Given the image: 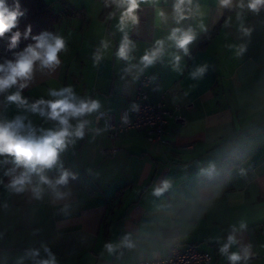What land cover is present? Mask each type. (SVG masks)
<instances>
[{
    "label": "crops",
    "instance_id": "0c3cea01",
    "mask_svg": "<svg viewBox=\"0 0 264 264\" xmlns=\"http://www.w3.org/2000/svg\"><path fill=\"white\" fill-rule=\"evenodd\" d=\"M45 2H53L59 15L50 32L64 37L66 51L54 71L37 69L21 95L31 104L52 99L50 89L71 86L101 108L83 118V138H74L60 153L59 166L45 173L54 181L66 170L68 183L57 189L41 185L40 198L30 187L22 193L8 188L6 173L14 165L11 157L0 156V264H36L48 258L45 247L56 264H138L165 257L175 243L197 246L214 264H231L220 253L230 234L237 243L229 254L247 246V264H264V7L253 13L237 7L238 0L228 8L219 0H193L188 18L177 24L174 0H146L135 13L137 23L126 19L132 43L123 59L118 56L123 9L112 0ZM176 27L196 34L187 55L168 38ZM157 41H163L162 52L145 66L142 57ZM205 65L204 75L193 79ZM143 74L150 77L149 100L164 95L165 109L180 107L187 120L179 128L169 119L171 145H151L137 130L113 141L103 130L108 113L118 115L132 105ZM16 90L0 95V120L25 116L38 129L56 126L9 104L6 97ZM111 148L116 152L102 153ZM210 163L217 169L212 180L201 174ZM164 179L171 187L155 196ZM32 250L39 256L31 257Z\"/></svg>",
    "mask_w": 264,
    "mask_h": 264
},
{
    "label": "clouds",
    "instance_id": "9594fccd",
    "mask_svg": "<svg viewBox=\"0 0 264 264\" xmlns=\"http://www.w3.org/2000/svg\"><path fill=\"white\" fill-rule=\"evenodd\" d=\"M146 0H112L117 7L122 8L120 16L119 28L121 32H125L126 19L132 23H137L138 18L136 11L140 3ZM193 0H174L173 12L177 24L188 18L191 12ZM233 0H219L221 8L232 6ZM237 7L240 9L247 8L248 11L259 13L264 7V0H238ZM26 9H23L20 0H12L9 4L8 0H0V40H7L9 50L16 49L21 39H31L34 43L28 44L22 51L14 53V59L5 60L0 63V93L7 90L17 88L15 92L7 95L6 100L9 104H15L19 108L26 109L31 113L39 114L47 120L54 121V128H36L31 121L25 116H16L12 120H0V156H9L12 158L14 167L6 173L11 176L8 188L16 193H22L29 187L36 196L40 198L42 193L41 185H48L53 189L58 186L66 185L71 175L66 170H61L57 179L50 180L45 174L59 166V156L70 143L74 142V138H83L84 128L87 123L83 118L98 112L101 104L98 100L78 96L71 86L62 87L60 89H50L48 95L52 99H38L34 103H29L21 95V90L27 88L29 83L34 79V73L38 69L43 72L45 69L54 71L61 63L59 54L66 51V41L63 36L43 31L38 35L32 34V26L29 24L21 31L19 30L20 19L25 17ZM163 16L164 13L160 12ZM240 18V13L237 14ZM245 35H249L251 29L243 28ZM169 40L174 41L175 46L183 50L187 55L189 45L196 39V34L191 28L184 29L176 27L171 30ZM131 40L125 32L120 43L118 56L128 59ZM157 47L151 53H146L142 57V63L149 66L154 63L158 55L162 52L163 41L156 42ZM104 47H107L104 44ZM240 53L245 51L241 46ZM239 54V53H238ZM101 57L95 56V60L99 61ZM175 67L179 68L180 57L175 58ZM207 66L198 67L192 74V78L202 77L206 72ZM135 108V106H133ZM27 121V122H26ZM75 121V124H73ZM125 118V123H127ZM17 169H22L17 173ZM217 169L214 163H210L207 169H201V174L212 180L216 175ZM33 177L37 180L34 183ZM75 178V177H73ZM171 187L169 180L164 179L160 185L154 189L155 196H162ZM62 194L57 191V196ZM246 225L241 222L240 228L244 229ZM233 233L237 231L235 226ZM237 243L235 235L230 234L227 242L220 248V253L227 255L231 264H238L240 261H247L250 257V251L245 246L242 252H232L229 254V248ZM127 247H133L131 241L125 239ZM107 250L111 253L114 251L112 244L106 245ZM48 254L47 259H40L36 264H56L55 255L48 248H44ZM29 255L33 258L39 256V250L30 251Z\"/></svg>",
    "mask_w": 264,
    "mask_h": 264
},
{
    "label": "built area",
    "instance_id": "2783aa9c",
    "mask_svg": "<svg viewBox=\"0 0 264 264\" xmlns=\"http://www.w3.org/2000/svg\"><path fill=\"white\" fill-rule=\"evenodd\" d=\"M149 84L148 75L139 76L132 105L122 108L118 115L114 113L106 115L103 130L110 140L118 139L125 131L137 130L144 133L147 142L151 145H171V142L167 140L169 119L179 128L187 126L186 118L180 114V107H175L173 111L165 109L164 95H160L154 102L149 100L147 92ZM191 107L192 104L186 106V108ZM125 118H127V123H125ZM115 152L116 148L102 150L103 154ZM138 264H214V262L209 253L200 251L195 245L175 243L168 247L165 257L145 259Z\"/></svg>",
    "mask_w": 264,
    "mask_h": 264
},
{
    "label": "trees",
    "instance_id": "16d2710c",
    "mask_svg": "<svg viewBox=\"0 0 264 264\" xmlns=\"http://www.w3.org/2000/svg\"><path fill=\"white\" fill-rule=\"evenodd\" d=\"M11 4L12 0H8ZM23 9H26L25 17L20 19L19 30L23 31L27 25L32 26V34L38 35L43 31H48L59 21V15L53 10V2L47 3L45 0H20ZM34 43L31 36L28 39H21L16 49L9 50L7 40H0V63L5 60L14 59V53L22 51L28 44ZM2 93H0L1 95Z\"/></svg>",
    "mask_w": 264,
    "mask_h": 264
}]
</instances>
